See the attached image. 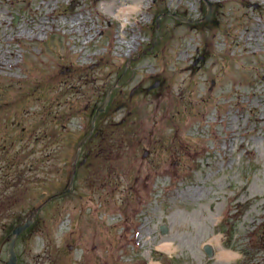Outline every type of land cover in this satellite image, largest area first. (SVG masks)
<instances>
[{
	"label": "rangeland",
	"instance_id": "obj_1",
	"mask_svg": "<svg viewBox=\"0 0 264 264\" xmlns=\"http://www.w3.org/2000/svg\"><path fill=\"white\" fill-rule=\"evenodd\" d=\"M0 63V264L51 196L19 264H264V0H0Z\"/></svg>",
	"mask_w": 264,
	"mask_h": 264
},
{
	"label": "water",
	"instance_id": "obj_2",
	"mask_svg": "<svg viewBox=\"0 0 264 264\" xmlns=\"http://www.w3.org/2000/svg\"><path fill=\"white\" fill-rule=\"evenodd\" d=\"M209 7L208 9V13H207V16L209 15L210 13V7L211 5L210 4H207ZM178 17V16H177ZM184 20L185 22H190V23H193L194 21H191V20H187V19H182ZM113 88H111L106 96V98L104 99V101L102 102V104L97 108L94 116L92 117V120H91V128H90V131L88 132V134L86 135V137H84V139L79 143V147L77 149V153H76V158L74 160V162L77 160L78 158V155H79V152H80V148L84 145V143L87 141V139L92 135L93 133V129H94V123H95V120L97 119L99 113L103 112L104 111V108L109 100V97H110V92ZM75 167V165H74ZM73 167V172H72V175H71V178H70V183H69V187L68 189H66L64 192L62 193H66L70 190L71 186H72V183H73V178H74V169ZM60 193V194H62ZM53 197H50L48 201H50ZM40 208V207H39ZM35 209V210H32L30 212V214L28 215V217L26 218V220L20 224L19 226L15 227L13 229V231L11 232V234L8 236V259H7V262L6 264H19L18 263V260H17V256H16V253H15V240H16V237L24 230L26 229L30 223L32 222V216L36 213V211L39 209ZM160 233L162 235H166L168 233V229H167V226L165 224H162L160 226ZM204 251L208 254V256H211L212 255V252H213V249L211 246L209 245H204L203 247Z\"/></svg>",
	"mask_w": 264,
	"mask_h": 264
},
{
	"label": "flooded vegetation",
	"instance_id": "obj_3",
	"mask_svg": "<svg viewBox=\"0 0 264 264\" xmlns=\"http://www.w3.org/2000/svg\"><path fill=\"white\" fill-rule=\"evenodd\" d=\"M260 225L258 226V228L256 229V233H258V231L260 230ZM263 232H264V228H263ZM261 233H262V228H261ZM255 236V238L253 239V244H257V249L261 250L262 245H264V233L262 234H257V236L255 234H253ZM252 238V237H251ZM250 238V240H251ZM264 262V259H263Z\"/></svg>",
	"mask_w": 264,
	"mask_h": 264
},
{
	"label": "bare ground",
	"instance_id": "obj_4",
	"mask_svg": "<svg viewBox=\"0 0 264 264\" xmlns=\"http://www.w3.org/2000/svg\"><path fill=\"white\" fill-rule=\"evenodd\" d=\"M247 3H250V1L251 0H245ZM139 8V7H138ZM137 8V9H138ZM126 9H128V11L130 12V11H134L135 9H136V6H130V7H128V8H126L125 7V10ZM123 13H124V10L122 11ZM75 21H77V19H73L71 22L74 24V22ZM123 27H126V22H124L123 23ZM45 29L42 27L41 28V31H44ZM121 37L120 36H116V39H117V42L120 44V43H122V41H121V39H120ZM136 40L138 39L137 37H134ZM129 47V46H128ZM187 53H189L188 51H186ZM4 66V64L3 63H0V67H3ZM74 169H75V167H74ZM226 256V255H225Z\"/></svg>",
	"mask_w": 264,
	"mask_h": 264
},
{
	"label": "trees",
	"instance_id": "obj_5",
	"mask_svg": "<svg viewBox=\"0 0 264 264\" xmlns=\"http://www.w3.org/2000/svg\"><path fill=\"white\" fill-rule=\"evenodd\" d=\"M92 139V138H91Z\"/></svg>",
	"mask_w": 264,
	"mask_h": 264
}]
</instances>
